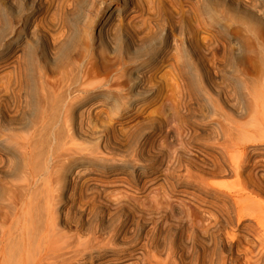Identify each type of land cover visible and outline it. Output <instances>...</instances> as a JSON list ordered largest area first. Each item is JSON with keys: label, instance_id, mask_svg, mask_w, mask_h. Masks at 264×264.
<instances>
[{"label": "bare ground", "instance_id": "obj_1", "mask_svg": "<svg viewBox=\"0 0 264 264\" xmlns=\"http://www.w3.org/2000/svg\"><path fill=\"white\" fill-rule=\"evenodd\" d=\"M89 1L91 0H0L1 22L7 18L9 11L21 13L26 7L28 9L24 33L10 34L0 39V264H92L101 260L104 254L118 252L129 246L133 247L131 250H137L139 255H150L146 253L150 240L155 239L158 234H164L163 229H159L157 224L153 226V223L149 228L148 224L132 225L126 205L119 204L111 197L124 198L129 193H136L137 189L133 190L136 188L133 186L134 179L142 177L143 170H146L151 162L150 158H153L147 153L149 151L146 147L152 135L158 133L157 136L163 143L165 139L173 140V135L169 132L165 131L164 136V131H161L163 127H148L149 125L137 122L138 116L145 113L143 110H148L160 90L157 78L160 76V67L165 65L166 53L171 50L191 52L195 63L201 64L204 71L202 74L198 70L195 73V67L193 70V66L191 68L185 59L178 60L177 70L181 82L178 85L181 86L182 103L184 100L198 108L193 110L191 118L209 117L217 124L222 119H228V115L220 110L218 102L231 109L236 105L232 102L228 87L221 85L216 73L206 67L204 58L195 50L192 40L188 37L178 38L171 29V36L167 34L163 27L164 0H94L91 30L103 48L104 72L85 67L67 53V45L68 38L76 34L72 20L81 17V7ZM225 1L232 3L236 13L242 11L244 15L241 19L245 31V63L241 72L244 95L242 98L239 95V102L243 106L245 122L243 141L235 148L240 160H234L232 156L236 154H233L222 162L224 169L227 168L224 171L235 176H246V184L255 191L264 192V43L261 41L264 38H260L257 27L264 20V7L256 0ZM188 4L200 16L202 28L214 29L213 33L220 36L215 17L203 7L202 1L188 0ZM44 16L51 18V27L48 29L51 32L48 36L30 30L28 25V22H35L37 18L43 17L41 20H45ZM182 25L179 27L180 31L183 30ZM151 29H154V36ZM183 32L178 35L181 36ZM252 37L255 43H252ZM36 43L41 45V54L47 63L51 67H60L59 76H43L41 69L33 67L28 52ZM108 56L115 61V68L106 73ZM225 71L233 72L230 68ZM220 73L223 74L219 69ZM36 74L42 76V79L37 81ZM207 85L212 87L215 99L208 93ZM168 97L171 98L169 94ZM187 104L182 106L187 108ZM187 109L189 111V107ZM197 155L194 154V157L203 165L209 164L208 160L205 162ZM205 181L187 180L186 185L201 188L205 193L213 192L212 186ZM241 190L245 191V188ZM214 191L216 192L215 188ZM216 193L220 203L216 202L224 206H218L216 213L209 214L215 219L226 221V212L234 210L235 203L228 196L230 194L222 191ZM178 196L176 197L179 198ZM187 198H191L194 204L191 205L201 207V201L197 202L190 196ZM232 210L231 212L236 211ZM240 215L238 214L237 224L233 226L236 234L233 233L237 235L247 229L248 237L252 236L255 242H260L264 247V233L258 231L256 234L250 226H243L244 220ZM213 221L217 224V220ZM146 228L149 229L150 236L141 239ZM229 235L226 236L229 238ZM168 237L164 239L167 238L169 245ZM162 240L157 238L156 243L159 241L161 244ZM138 242L140 247L136 248ZM254 244L253 242V246ZM231 245L227 246V255H230L227 257L237 262L232 256ZM263 247L261 250H264ZM166 251L171 255L170 249ZM258 251L251 254L254 258H250L251 255L248 256L249 260L245 257L248 264H264L263 256H255ZM169 254L166 252V255ZM154 255L149 256L153 263L146 262L156 264ZM170 255L164 259L167 257L171 261ZM174 256L175 254L171 255L174 262L172 264H177ZM149 257L146 259H150ZM160 260L158 262L161 264ZM225 260L227 259L220 260L222 263L219 264H225ZM123 263L132 264V261L129 263L125 259Z\"/></svg>", "mask_w": 264, "mask_h": 264}, {"label": "rangeland", "instance_id": "obj_2", "mask_svg": "<svg viewBox=\"0 0 264 264\" xmlns=\"http://www.w3.org/2000/svg\"><path fill=\"white\" fill-rule=\"evenodd\" d=\"M102 1L108 2L109 0H102ZM201 1H202V4H204L203 7L207 9L208 11H211V14H212L211 16L215 17L214 18L215 23L217 24L216 25L217 27L216 26L215 27L218 30H220V36L216 32L213 33L214 29H208L204 27L202 28L203 26L201 22L202 20L200 19V16L194 13L195 11L192 9V7L189 6L188 0H164V4H165L164 6L166 9L164 8V13H165V21H164L165 24L164 25L165 26L163 27L165 28V31L167 32L169 36H171L170 35L171 34L170 29H171L172 33L173 34L175 33L174 35L177 34L176 36L178 38L183 37V39H187L188 37L192 40L193 46L195 45L194 46L195 50L202 56V58H204L203 61L205 62V64H207L206 67L210 71H212L214 74L216 73L215 75L219 77L220 79L219 82L221 85L228 87L227 89L229 90V95L231 96L232 102H234L236 105L235 107H233L234 109H231L226 104L224 103L221 104L220 102H218V104L220 105V110H222V112L224 111V113L228 115V119L227 120L222 119L217 124L214 123L215 121L212 122V119H210L209 117L205 119H202V118L200 119L199 117L194 116V118H191V114L193 113V110H198V108L195 105L189 104L188 102L184 100L182 103L181 95H180L181 86H179L181 85V82H179L180 78L178 77L179 75H178V70H177L178 60L180 61L181 59V61H183L185 59L184 61L188 62L189 63L188 65L189 66L191 65L190 66L191 68L193 66L192 68L193 70L195 67V73L197 72V70L199 74L200 73L202 74L204 71L202 70L201 64H199L198 62L195 63L194 58L191 57V52H188V51L185 52L184 50H182L179 52L175 51L177 53L176 54L174 51L171 50L170 52L166 53L167 57H165V62H164L165 65L163 64L162 65L163 67L162 66L160 67V71H161L159 73L160 76H158L159 78H157V80L159 81L158 83H160V85H158L160 90L157 93V96L155 97L154 101L150 103V107L147 108L148 110H143L145 111V113L141 116H138L137 118L138 120L137 119L136 120L137 122L144 123L147 126L149 125L148 127H155V128L160 127V129L163 127L161 131H164V136L166 132H169L171 133V135H173V140L169 141L165 139L164 143L165 142L166 143L164 144L163 141L161 142V140L158 138L157 136L158 133H156L155 135H152L153 137H151V139L150 138L148 139L149 145H147L146 147H147V151L149 152L151 149H153L151 150L150 153L147 152L153 158H150L151 162L148 163L147 165L148 168L146 167V170L145 169L143 170L145 174L143 172L142 174L144 176L141 175L142 177L140 178L136 177L134 179L135 182L133 183L134 184L133 186L136 188H133V190L136 191L137 189L136 193L135 192L129 193L124 198L119 197V196H115V197L112 196L111 199L119 202V204L121 203V204L126 205V207L129 210V215H130V220H131L130 222L132 225L148 224L147 227L149 228V227H152L151 225L153 223V226L158 225L159 229L161 230L163 229L162 233L164 234H160V235L158 234L157 237H155V239L150 240L151 241L150 243L153 246L149 244L147 248L148 251L146 252L147 255L150 254L148 255V257L153 254L156 255V256L154 255L157 261L154 263L156 264L159 263L158 262V260H160L159 257L161 259L163 258L164 260V261L160 260L162 261L161 264L163 262H166V260H168L167 257L170 255L169 252L166 250L170 249L171 251L172 248L173 250L175 249V251L172 250L170 253L172 256L175 254L173 259L174 261L175 260L178 261V262L175 261L177 264H219V262H221L222 259H227L225 260V264H233V263L234 264H248V260H249L248 256L251 254H254L259 249L261 250V248L263 247L262 246L263 244L260 245V242H255L252 236L248 237L249 230L247 229H243L242 232L241 231L238 232L237 234L238 237L235 238V236L237 235H235L236 232L233 231L234 230L233 226L237 224L236 223L238 220L237 218L239 217L238 214H241L240 216H242L244 220L243 226H246V227L250 226L251 229L253 228V231L255 230L254 233L256 234H258L257 233L258 231H261V233H264V192L255 191L254 188L246 184L247 182L246 176L242 175L243 176L242 178L241 175L235 176V175H232V173H230L229 171H224V170H227V168L224 169L225 166H223V162H222L224 158H225L224 160L226 161L228 160V158H231L230 155H233V154H236L232 156L234 157V160L236 161L240 160L239 158L240 155L238 152H235V148L236 146L239 147L243 141L242 131H243V124L245 122V117H244V113H242L243 112L242 103L239 101H241V98L244 95L243 94L244 93L243 81H242V74H241L242 69L244 67V63H245V53H244L245 31H244V26L241 22L242 21L241 19H243L244 15L242 11H237L236 13L235 11L236 9H234L235 7L232 5V3L226 2L225 0H201ZM237 1L247 2L249 0L247 1L237 0ZM256 1H259L258 2L259 5L261 3L260 6L264 7L263 6L264 0H256ZM93 2L94 0L93 1L91 0L86 4L87 6L85 5L84 7H81V10H82L81 15H80L81 17H79V19L77 20H72L74 23V26L76 27V34H73L68 38L69 43L67 45V53H69V55H71L74 59L78 60V62L83 63L85 67L86 66L88 68L91 67L97 70L98 72L103 73L104 72V69L102 67L104 65L103 48H101L102 46L96 34L93 33L91 30L93 26L92 25L93 24L92 22L93 20L92 3ZM114 2L116 1L114 0ZM180 7L182 8L181 10L183 11L180 10ZM26 10L28 11L27 7L26 9H23L21 13H16L14 11L8 12L9 15L7 16V18L2 22L0 21L1 22L0 27H2L0 28V31H1L0 39L2 38L4 39V37L10 34L24 33L25 29L23 26L25 23L27 24L26 21H27V15H28V12ZM44 17H45L44 18L45 20H41L43 17L39 19L37 18L35 20L36 24H34L35 22L29 20L30 22H28V25H30L29 26L30 30L36 33H40V34H46L48 36V33L51 32V31L49 32L48 30L50 29L49 27H51V21H50L51 18L50 17L48 18V16H44ZM46 18L48 19V21ZM181 22L183 25L181 24ZM33 24L34 26H31ZM181 25L184 27H182L183 30L180 31L179 27ZM257 27L260 30V31L258 30L260 32V36H261L260 38L261 39L264 38V20L262 21L260 25H257ZM153 30L151 29L150 31H151V34L154 36ZM181 32H183L184 34L179 36ZM254 40L255 39L252 37L251 39L252 43L253 42L255 43ZM261 41H263L264 43L263 39ZM218 44H220L219 47H218ZM223 45L225 47H223ZM40 49H41V45L37 43L34 44L29 49L28 53L30 55V60L33 64V67L35 69H41L42 70L41 75L43 76H47L49 78H51L52 76L53 77H56L57 75L59 76L60 67L59 68L51 67V65L47 63L48 61L44 59V57L42 56ZM180 54L182 57L180 56ZM183 55H184V58H183ZM107 59H108L107 60L108 63H107V67L105 68L106 73L111 72L115 68L113 67L115 61L112 60V57L108 56ZM109 61H111V63ZM196 65H199V66H196ZM229 68H230V71H233V72L229 73L225 71L226 69H229ZM219 69H220V72L222 71V73L225 71L224 72L226 73L225 77H224V73L219 74ZM220 76H222L223 78ZM35 77L37 78L36 79L37 81L42 79L41 78L42 76H39V74H36ZM195 77L197 78V81H199L198 77L197 76ZM175 81L177 83H175ZM207 88L209 90L208 93L211 94L210 96H212V98L215 99V95H214L215 93L212 87L207 85ZM175 90H177L176 92L177 93L179 92V93L177 94ZM168 94L171 98L168 97ZM212 94L214 95V97ZM239 95L241 96V98ZM184 104L185 105L187 104V106L189 107V111H186L188 110L187 109L188 107L186 106L187 108H184L185 107ZM206 119H209V121ZM194 133L196 134L194 135ZM159 145H161L162 147ZM194 154L195 155L198 154L197 156L198 157L200 156V158L203 159V161L205 162L206 160H208L209 164L206 163L205 165H203L202 162L198 161V159L194 157ZM220 168L223 170H221ZM177 174L178 175L180 174V175L177 176ZM199 178L203 179L204 181L206 180L205 182H207V184H210L212 186L211 189H213L212 190L213 192L210 191L209 192L210 194L205 193V191H203V189L201 188L193 187V185L192 186L186 185L187 180L195 181V180H200ZM135 184H137V186ZM148 184L150 185L147 186ZM173 187L175 189H173ZM214 188L216 192L222 191L226 193L227 195L230 194L228 196L232 198V200L235 203L234 210L236 211L230 209V212L231 210L234 212H231V213L226 212L227 215L225 216L226 217L225 219H227L228 222L227 220L224 221L223 219L221 220L215 219V217L209 214L211 212L212 214L213 212L216 213L215 210L216 209L218 210V208L221 206V204H219L220 202L217 200L219 196L214 191ZM243 188H245V191L241 190ZM168 190L170 191V193ZM184 192H187V194ZM189 193L196 197L191 196ZM178 195L182 199H180ZM188 195L190 197L195 198L197 202L201 201L200 204H201V207L202 206L203 207L201 208L199 205L197 207L193 206L194 204L193 202H191L192 201L190 200L191 198L190 199L187 198L189 197ZM176 196H178L179 198H177ZM216 200L219 203H217ZM185 202H187L188 204ZM222 206H224V204ZM127 208H125V210H127ZM186 211L187 212L189 211V212L187 213ZM235 212L236 214H234ZM135 215L137 216L135 217ZM227 216H229V219L227 218ZM213 219L215 221L217 220L216 221L217 224L213 221ZM156 221L159 223H156ZM190 223L192 225H190ZM148 228H146L147 231L145 230L147 233L143 231L145 235L142 233L143 236L141 235L142 236L141 239L147 236H150L148 232L149 230ZM164 229L167 231H165ZM169 231L171 234L169 233ZM167 232L169 234H167ZM228 232L230 235L228 234ZM233 232H235V234ZM241 233L244 235H246L245 233H247V235L244 236ZM126 234L127 236H129L128 233ZM161 235L162 236L166 235L164 237L170 236L168 237L169 239L168 241L170 243L169 245L167 244V238L164 239V237H161ZM226 235H229V238ZM243 237H245V239H243ZM157 238L159 241L163 239L162 242L164 245L162 244V242L160 244L159 241H157L156 243ZM229 239L232 243H230V241L228 242ZM164 240L166 243L164 242ZM248 240H250V242ZM142 241H140V244L142 243ZM251 241L255 243L254 246H253V242L251 243ZM228 243L234 245V246L231 245V248L233 247L232 256H234V259L236 258L237 262H233V260L231 261L228 258L230 257L229 254L227 255L228 253L227 246H230V244ZM248 243H250V245ZM149 246L151 247L150 249H149ZM137 247H140L139 242L137 243L136 248ZM153 247H155L154 250H153ZM254 247L256 248L253 249ZM131 248L133 247L131 246L124 247L121 251L114 252V253H108L109 256L108 254H104V256L102 255L103 257L101 256L102 258L100 257L101 260L98 259L97 262L94 261L92 264H120V263L124 264L123 262H125V259L129 263L130 261H132V264L133 263L134 264L151 263V262L147 263L146 261H152L153 263L152 257H149L150 259H146L148 258L146 255L143 254V256L145 257L144 258L142 255L138 254L137 250L134 251V249L131 250ZM156 249L157 251H155ZM149 250H152L153 252L152 251L150 252ZM250 251H252L253 253H251ZM259 251L255 256L261 255L263 256V259H264V255H262L264 254V250H261L260 252ZM154 252H157V253H154ZM166 252L169 255H166ZM245 253L247 255H245ZM225 254H226V257H224ZM171 255H170V260L172 261ZM165 256H167L166 257L167 259L166 258L164 259ZM245 257H247L248 260ZM250 258H254V255L253 257L251 255ZM171 261L168 260L165 264L174 263L173 261L172 262ZM249 264H254V263L250 262Z\"/></svg>", "mask_w": 264, "mask_h": 264}]
</instances>
